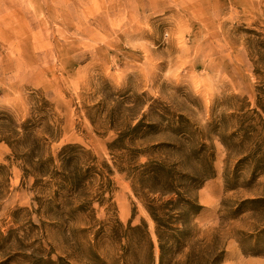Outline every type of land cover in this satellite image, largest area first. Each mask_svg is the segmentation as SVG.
Wrapping results in <instances>:
<instances>
[{"label": "rangeland", "instance_id": "rangeland-1", "mask_svg": "<svg viewBox=\"0 0 264 264\" xmlns=\"http://www.w3.org/2000/svg\"><path fill=\"white\" fill-rule=\"evenodd\" d=\"M0 264H264V0H0Z\"/></svg>", "mask_w": 264, "mask_h": 264}, {"label": "trees", "instance_id": "trees-1", "mask_svg": "<svg viewBox=\"0 0 264 264\" xmlns=\"http://www.w3.org/2000/svg\"><path fill=\"white\" fill-rule=\"evenodd\" d=\"M148 211H149L150 215L152 216L153 220L155 221L156 234H157L158 238L160 239L159 234H158V229L160 227V225H159L158 208H154L153 206H150V207H148Z\"/></svg>", "mask_w": 264, "mask_h": 264}]
</instances>
